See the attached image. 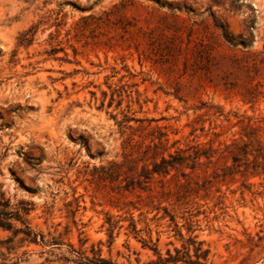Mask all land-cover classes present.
Returning a JSON list of instances; mask_svg holds the SVG:
<instances>
[{"label": "rangeland", "instance_id": "rangeland-1", "mask_svg": "<svg viewBox=\"0 0 264 264\" xmlns=\"http://www.w3.org/2000/svg\"><path fill=\"white\" fill-rule=\"evenodd\" d=\"M256 140L264 0H0V191L37 237L0 228V264L193 236L209 264H264V158L229 152Z\"/></svg>", "mask_w": 264, "mask_h": 264}, {"label": "trees", "instance_id": "trees-1", "mask_svg": "<svg viewBox=\"0 0 264 264\" xmlns=\"http://www.w3.org/2000/svg\"><path fill=\"white\" fill-rule=\"evenodd\" d=\"M252 143H245L240 147L236 144L234 147L229 148V152L233 155L234 161H237L238 155H241L240 152H243L244 158L247 159L249 155H252V152L257 153V158L260 156L264 158V146L256 140V148L252 149ZM172 158L173 156L170 155ZM261 167L260 163H256ZM174 168L173 164H170V161L165 157H161V161L154 162L152 170H146L149 175L152 174H168L169 169ZM264 169V168H263ZM150 178V177H149ZM23 207L21 208H11L10 201L5 199V195L0 191V228L12 230L13 224L12 221L20 222L22 225H26L27 221L24 218V215H28L30 209L27 208L28 203L21 202ZM14 209V210H10ZM111 218H108V224L110 228H113ZM133 231H136V226H132ZM16 233H23L27 239H31L36 242V234L30 229V227L25 226V229H16ZM34 237V238H33ZM180 237L183 239L182 235ZM72 253L76 255L78 259V264H115L111 260H107L101 257L99 252L93 251V257L89 258L86 255L85 251H76L72 250ZM155 259L149 260L147 262H141V260H136L135 264H209V249L204 247V243L198 240L197 236L189 237L185 243L182 244L180 248L176 247L173 251L167 250L166 254H161L157 248L154 249ZM127 264H133L128 262Z\"/></svg>", "mask_w": 264, "mask_h": 264}]
</instances>
